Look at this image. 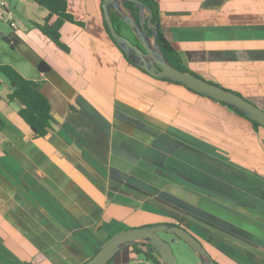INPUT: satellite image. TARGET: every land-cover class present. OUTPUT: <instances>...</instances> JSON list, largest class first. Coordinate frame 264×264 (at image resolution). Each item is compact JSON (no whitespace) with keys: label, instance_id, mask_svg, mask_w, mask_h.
I'll list each match as a JSON object with an SVG mask.
<instances>
[{"label":"crops","instance_id":"crops-1","mask_svg":"<svg viewBox=\"0 0 264 264\" xmlns=\"http://www.w3.org/2000/svg\"><path fill=\"white\" fill-rule=\"evenodd\" d=\"M67 1L82 22L61 28L69 51L33 25L48 15L33 0L0 22V65L38 81L54 117L35 136L0 79V264H83L118 231L164 222L219 264H264V127L129 62L102 0ZM156 1L193 73L264 108V0ZM109 264L156 263L129 246Z\"/></svg>","mask_w":264,"mask_h":264},{"label":"water","instance_id":"water-1","mask_svg":"<svg viewBox=\"0 0 264 264\" xmlns=\"http://www.w3.org/2000/svg\"><path fill=\"white\" fill-rule=\"evenodd\" d=\"M123 2L133 3L138 7V19L132 9L123 6ZM102 7L104 20L112 38L129 58L134 59L135 65L154 77L183 84L202 95L230 105L264 127V108L254 101L193 72L183 71L169 61L158 43V31L153 24V11L147 4L140 0H103ZM112 10H115L120 19L133 30L143 47L135 44L117 30L111 16ZM146 24L153 30V35L149 34ZM39 66L44 70L47 65L41 62ZM161 233L173 234L187 242L203 264H218L194 234L182 225L169 222L130 227L118 231L111 235L101 248L83 264H109L123 248L138 242L151 245L147 248L148 251L159 253L162 264H179L172 244L165 240Z\"/></svg>","mask_w":264,"mask_h":264},{"label":"trees","instance_id":"trees-1","mask_svg":"<svg viewBox=\"0 0 264 264\" xmlns=\"http://www.w3.org/2000/svg\"><path fill=\"white\" fill-rule=\"evenodd\" d=\"M33 1L48 10V15L44 18V20L40 23H33V25L36 28H38L44 35L50 38L61 49L65 51H69V47L61 39V28L65 24V22H74L80 25H82V22L77 21L74 18V16L68 11V1L67 0H33ZM140 1L147 4L153 11V24L158 31L157 32L158 43L161 47V50L166 55V57L177 68L183 71L193 72L186 65L180 52L174 47V45L166 37L163 31L160 22V8L158 2L156 0H140ZM123 6L132 9L135 12L136 18L138 19L139 9L136 5L129 2H123ZM102 12L104 14L103 7H102ZM111 16L117 30L120 32L122 30V26L126 24L120 19L118 13L115 10L111 11ZM105 26L107 32L112 38L109 27L106 24V22H105ZM146 27L148 29L149 34L153 35V30L149 28L147 24ZM112 40L114 41L113 38ZM124 55L126 56L129 62L135 65L134 59L129 58L125 53ZM0 70H1L0 73L3 74L10 81L11 85L13 83L8 98L11 101H18L20 103L21 105V108L19 110L20 117L29 125V127L34 132L35 136L45 137L48 133V130L51 129L52 127V123L54 122V117L52 115L51 101L49 97L43 92L41 84L36 80L26 78L14 65L10 63L1 64ZM195 74L198 75L197 73ZM227 106L236 113L240 114L241 116H244L249 120H251L240 110L230 105ZM252 122L255 127H263L260 123L256 121H252ZM4 124L5 122L0 118V128L4 126ZM150 246L151 245L144 242H138L136 244L131 245V247H133L136 250V252H138L139 254H142L145 257V259L154 262L156 264H162L161 256L159 253L157 252L152 253L148 251L147 248H149Z\"/></svg>","mask_w":264,"mask_h":264},{"label":"rangeland","instance_id":"rangeland-1","mask_svg":"<svg viewBox=\"0 0 264 264\" xmlns=\"http://www.w3.org/2000/svg\"><path fill=\"white\" fill-rule=\"evenodd\" d=\"M6 30L8 29L6 28ZM121 32L128 38L134 39V32L127 26L123 25ZM3 48H5V51H3ZM12 54L11 46L5 40L0 38V60H13ZM0 79L5 80L10 84V81L1 73ZM8 130L13 131L14 129L10 127ZM162 237L172 244L179 264H203L201 259L184 240L179 239L177 236L170 233H162Z\"/></svg>","mask_w":264,"mask_h":264},{"label":"built area","instance_id":"built-area-1","mask_svg":"<svg viewBox=\"0 0 264 264\" xmlns=\"http://www.w3.org/2000/svg\"><path fill=\"white\" fill-rule=\"evenodd\" d=\"M11 1L12 0H0V22L9 19V9L11 6ZM10 24L12 27H17L18 21L16 19L10 20Z\"/></svg>","mask_w":264,"mask_h":264},{"label":"flooded vegetation","instance_id":"flooded-vegetation-1","mask_svg":"<svg viewBox=\"0 0 264 264\" xmlns=\"http://www.w3.org/2000/svg\"><path fill=\"white\" fill-rule=\"evenodd\" d=\"M126 24V23H125ZM125 26H127L128 28H130L127 24L125 25ZM131 29V28H130ZM132 30V29H131ZM133 31V30H132ZM120 33H122L121 31H120ZM123 34V33H122ZM124 35V34H123ZM135 44H137V45H140L141 47H143L142 46V44H141V42L138 40V38L136 37V35H135V33H134V39H131ZM161 235H162V233H161ZM217 262V261H216ZM218 263V262H217ZM219 264V263H218Z\"/></svg>","mask_w":264,"mask_h":264}]
</instances>
